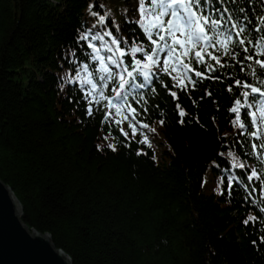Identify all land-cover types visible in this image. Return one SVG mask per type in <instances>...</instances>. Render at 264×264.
<instances>
[{
  "label": "trees",
  "instance_id": "trees-1",
  "mask_svg": "<svg viewBox=\"0 0 264 264\" xmlns=\"http://www.w3.org/2000/svg\"><path fill=\"white\" fill-rule=\"evenodd\" d=\"M240 3L253 24L264 14V0ZM90 4L93 12L108 13L103 23L90 15ZM137 6L138 0H0V180L19 202L21 222L48 235L70 264H264L260 181L252 182L257 191L247 200L243 187L251 167L259 171L262 165L246 154L250 138L231 122L230 108L242 91L234 79L246 77L239 64L223 58L233 67L206 73L220 79L201 81L193 74L198 82L187 90L173 87L164 74L154 76L140 90L146 103L133 101V107L136 119L155 132L141 128L134 137L127 122H105L100 105L87 115L88 86L63 79L74 76L81 62L94 79L99 75L87 42L77 43L80 32L110 30L128 45L135 40L147 46L135 23ZM192 67L204 71L203 65ZM245 111L241 119L247 122ZM141 133L151 147L140 143ZM229 152L248 167H233ZM221 175L240 176L242 183H234L229 195L225 179L220 194ZM248 216L257 219L244 224Z\"/></svg>",
  "mask_w": 264,
  "mask_h": 264
},
{
  "label": "snow or ice",
  "instance_id": "snow-or-ice-1",
  "mask_svg": "<svg viewBox=\"0 0 264 264\" xmlns=\"http://www.w3.org/2000/svg\"><path fill=\"white\" fill-rule=\"evenodd\" d=\"M250 2L251 0H247V3ZM100 7L103 8L104 5ZM92 8L93 5L90 4V15L97 16L98 21L103 23L108 13L100 15L93 12ZM136 10L139 19L135 23L143 30L149 44L145 46L143 42L137 43L133 40L131 45H128L127 39L113 36L110 30L103 35L98 32L93 34L92 29L80 32L77 43L87 42V47L91 49L90 59L98 62L99 66L94 71L99 75L94 79L93 72L89 71V64L81 62L74 76L68 74L63 78L65 83L79 81L82 85H87L88 89L84 97L87 101V115L93 114V105H100L106 110L103 114L105 122L110 121L117 126L127 122L134 137L141 128L155 132V129H150L148 124L136 119L140 113L133 107V101L138 105L142 102L146 103L140 90L148 88L154 76L159 79L160 74H164L172 79L173 87L187 90L189 85L195 88L198 82L193 79V74L201 81L209 78L220 79L219 76L211 77L206 73L233 67L229 63H221L223 58L235 61L241 66L240 71L246 72V77L243 81L234 79V86L242 91L235 97L230 108V112L235 114L231 122L242 130L239 135L250 138V152L246 154L254 155L262 165L259 171L256 167H251L247 175V183L243 184L247 192L244 199L252 197L257 191L252 182L259 180L261 193L259 199L264 204V178H262L264 177V59H261L264 57V14L257 16V23L253 24L247 14L246 6L241 4L240 0H138ZM117 31H119L118 25ZM105 36L111 38L110 42L105 40ZM122 39L126 47L121 46ZM94 41L101 43L98 46ZM102 49L109 53L106 57L101 55ZM249 49L252 50V54H248ZM241 52L244 55L239 58ZM70 54L75 56L74 51ZM137 54H142V58H138ZM129 56L131 60L126 63L125 60ZM212 61L215 63L213 64ZM70 63L76 61L71 60ZM193 63L197 66L203 65L204 71H197L192 67ZM81 73L84 75L81 76ZM249 76L255 83L248 81ZM139 77H142L140 83L137 82ZM161 83L163 84V80ZM110 84L111 94L106 95ZM164 87L167 88V85ZM151 90L155 92L154 87ZM228 91L232 92L233 86H229ZM170 94L176 98V92L170 91ZM206 95L210 96L211 92H207ZM176 107L179 109V115L184 117L186 113L180 105L177 104ZM241 109L246 110L247 122L241 119ZM143 111L147 112L148 109L145 107ZM183 122L182 119L181 123ZM160 123L163 124L164 121L161 120ZM249 128L252 130L248 131ZM119 130L128 137V133L122 127ZM140 143L151 147L147 135H143ZM108 147L113 151L116 150L114 144H108ZM228 155L233 157V167L239 169L248 167L240 162L233 152H229ZM225 179H227L229 195L234 190V183H242L240 176L221 175L217 185L220 194H223L220 185ZM249 185H252L251 190ZM255 202L253 200V203ZM260 210L264 212V207ZM256 219L257 217L248 216L243 223L248 224L249 221ZM261 241L264 242V236L261 237Z\"/></svg>",
  "mask_w": 264,
  "mask_h": 264
},
{
  "label": "water",
  "instance_id": "water-1",
  "mask_svg": "<svg viewBox=\"0 0 264 264\" xmlns=\"http://www.w3.org/2000/svg\"><path fill=\"white\" fill-rule=\"evenodd\" d=\"M21 206L0 180V264H70L46 234L21 222Z\"/></svg>",
  "mask_w": 264,
  "mask_h": 264
}]
</instances>
